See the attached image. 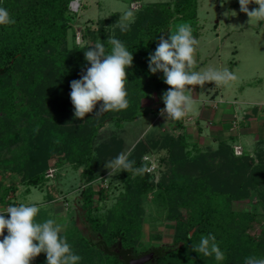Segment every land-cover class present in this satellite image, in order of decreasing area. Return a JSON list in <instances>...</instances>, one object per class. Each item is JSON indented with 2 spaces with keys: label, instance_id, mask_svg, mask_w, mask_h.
<instances>
[{
  "label": "rangeland",
  "instance_id": "374dc122",
  "mask_svg": "<svg viewBox=\"0 0 264 264\" xmlns=\"http://www.w3.org/2000/svg\"><path fill=\"white\" fill-rule=\"evenodd\" d=\"M77 1L79 8L71 13L70 29L65 43L69 49L84 44L95 45L99 40L97 28L101 19L110 18L113 13L120 12L122 13L121 23L127 24L132 15L126 16V13L129 11L133 13L130 7L133 11L141 7L136 6V2L129 6L131 0ZM148 1L159 2L161 0ZM222 2L225 3L223 7H221V0H197L196 17L194 19H174L170 28L174 30L178 24L186 23L190 25L195 37L201 32L203 38H199V45L205 41L209 42L205 48L209 51L213 50V55L203 64L201 63L204 59L199 58L198 61L201 63L196 66L195 70L227 68L237 76V80L230 86L217 87L214 82L205 83L203 88L197 86V92L201 96H205V91L210 89L213 94L217 95L216 100L221 95L224 102L230 103L232 114L240 118L239 124L247 115L255 114L264 118L262 108L259 105L254 106L257 103H264V20L253 19L248 23V16L240 12L239 0H222ZM256 7L258 5L250 4L249 10ZM226 11H235L237 15L225 17L223 13ZM196 22H198L197 25ZM107 32L111 34L112 28L107 27ZM215 33H219L218 39L214 38ZM200 49L203 50L202 47ZM83 57L84 55L78 57L79 65L72 76H62L60 80L57 78L58 73L54 71L56 66L51 61L46 62L40 71L41 78L34 87L36 96H44L41 101L44 109L51 107L48 105L51 103V105L55 104L61 113L67 114L66 119L70 121H64L66 124L73 123V119H76L70 99V84L71 81L80 79L86 73L83 67ZM80 58H82L81 61ZM161 90L165 92L167 87L163 86ZM139 105L141 110L150 111L137 116L132 121L106 122L100 128L95 141V147H97L94 150L95 178L91 184L95 192L104 189V195L103 198H99L98 193L93 195L96 207L93 214L104 227L114 219L116 215L114 211H119L120 208H132L137 203L135 199L128 201L126 197V181L134 174L120 172V170L111 173V170L105 167L107 162L120 153L127 154L129 160L138 155L142 160L144 156L152 159L157 164L153 175L155 184L167 181L173 172L182 182L187 179L200 178L203 174L216 173L222 179L239 183L241 180L250 179V176L259 175V172L253 169H257L259 164H264V152L262 154L251 153L255 160L254 163L257 164L251 163L249 159L233 162L232 159L235 157L227 147L219 149L218 144L203 142H197L196 146L193 145L196 129H188L187 132L191 135H186L189 143L186 147L179 145L172 148V154L182 157V161L178 163L179 166H172L169 149L163 146L164 138L166 135L177 138L185 132L184 129L175 126L178 124L176 120H167L166 114L163 116L160 114L164 103L159 90L152 91L140 101ZM30 109H32L31 104L27 107V110ZM255 110L258 112L255 113ZM20 112V109L14 111L12 117L4 111L0 113V118L3 119L0 125V193L7 189L9 197L6 204L0 202V212H4L11 203L36 204L40 207V212L35 218L36 222L42 223L52 218L62 225L60 236L66 237L72 251L82 258L78 264H113L115 259L108 257L109 255L104 256L98 248L85 249L77 244L78 237H75L77 231L71 222L77 218L76 204L80 202V191L87 185L80 179L82 167H77L67 160L64 152H54L46 160L47 166L42 173V179L34 186L28 185L22 178L28 170L30 160L25 161V166L19 171H14L15 159L29 158L28 156L33 152L38 137L36 132H39L36 128L37 121L40 117H46L45 114L35 117V110L31 111L32 116ZM194 115L195 112L189 114L188 117H194ZM188 123L193 124L190 120ZM4 126L8 129L6 130ZM239 140L249 145V140H244L242 136ZM227 144L232 148L231 141ZM132 154L136 155L131 157ZM49 169L52 170V176L49 175ZM261 170L264 171V168ZM251 181L249 187L251 195L244 199L233 200L231 209L240 213L253 210L256 212V221L251 224L247 232L257 239L264 231V203H262L264 200H261V195L264 194V179L255 177ZM138 203L140 204L137 213L141 222L136 224V229L132 231L136 239L134 253L144 254L154 249L161 253L167 252L163 247L172 244L175 235V221L167 217L168 203L158 194L157 186L144 194ZM179 209L181 214L186 216L188 208L181 206ZM119 261L121 263V260ZM31 264H46V253L35 257Z\"/></svg>",
  "mask_w": 264,
  "mask_h": 264
},
{
  "label": "trees",
  "instance_id": "16d2710c",
  "mask_svg": "<svg viewBox=\"0 0 264 264\" xmlns=\"http://www.w3.org/2000/svg\"><path fill=\"white\" fill-rule=\"evenodd\" d=\"M70 1H0V7L6 8L16 21L12 25H0V113L4 111L12 117L14 111L20 109V113L31 116V111L35 110V117L46 115L40 117L37 127L35 126L39 132L35 131L38 137L33 152L29 158L15 159L14 171H19L25 166V161L30 160L28 170L22 178L28 185L34 186L42 179V173L47 166L46 160L54 152H64L67 160L77 167H82L80 179L87 185L80 191V202L76 204L77 218L71 222L77 231V244L85 249L98 248L104 256L109 255L108 257L115 259L113 264H127L130 258L138 255L134 253L136 239L132 233L136 224L141 222L137 213L140 204L138 202L156 186L158 194L169 205L167 217L175 221V235L174 242L163 247L167 252L161 253L154 249L155 261L150 264H244L245 258L249 256L264 258V231L257 239L247 232L256 221V212L253 210L240 213L231 209L233 200L251 195L249 187L252 178L264 179V171L261 170L264 167H260L264 164H259L257 169H253L259 172V175L250 176V179L243 178L245 180L239 183L222 179L216 173L203 174L200 178L182 182L173 172L167 181L155 184L153 174L146 172L147 163L138 155L131 159L135 161L134 167L143 166L145 171L126 181L127 200L135 199L137 203L132 208L114 211L116 215L106 227L94 216L93 210L96 207L93 195L98 193L99 198L104 195V189L95 192L91 184L95 178L94 150L97 148L95 141L99 130L108 121H132L137 116L146 114L150 110H141L140 101L154 90H159L162 97L163 86L169 89L163 81L162 72L150 73L148 58L154 53L160 37L170 28L172 20L196 17L197 0H161L145 3L133 11L126 32H121L117 26L118 22L121 23L119 13L115 12L110 18L101 19L97 31L99 41L105 45L106 50L111 49V45L107 43L110 35L107 27H110L111 34L122 41L134 56L132 66L126 69L129 107L126 110L97 115L95 112L102 103L98 102L94 112L86 115L83 120L73 119V123L66 124L64 121H70L66 119L67 114L61 113L54 103L48 104L51 107L44 109L41 105L44 96H36L34 87L41 78L40 71L46 62L51 61L56 66L54 71L58 73V80L62 76L70 77L79 65L78 57L94 46L84 44L80 47L73 46L71 49L65 46L72 13L69 10ZM83 67L85 70L90 67L85 57ZM30 104L32 109L27 110ZM2 123L3 119L0 118V125ZM177 123L175 126L183 129L181 120ZM187 143L185 132L177 138L165 136L163 146L169 149L172 166L177 167L182 161L181 156L171 153L172 148L179 145L186 147ZM192 144L196 146L197 142ZM218 145L219 149H229L235 157L233 162L244 159L255 162L247 151L241 156H235L226 142L220 141ZM134 155L136 154L131 157ZM261 196V200H264V194ZM8 198V190H2L0 202L6 204ZM181 206L188 208L186 216L181 214ZM209 234L215 236L216 243L224 254L222 260H216L214 255L204 256L193 251L192 246L198 244L202 236Z\"/></svg>",
  "mask_w": 264,
  "mask_h": 264
},
{
  "label": "clouds",
  "instance_id": "9594fccd",
  "mask_svg": "<svg viewBox=\"0 0 264 264\" xmlns=\"http://www.w3.org/2000/svg\"><path fill=\"white\" fill-rule=\"evenodd\" d=\"M258 7L249 10L250 4ZM225 3L221 0V7ZM240 12L245 13L250 23L253 19L264 20V0H239ZM129 11L126 16H131ZM225 17L236 16L235 11H226ZM9 11L0 7V25L15 24ZM121 32H126L129 25L117 23ZM170 35H163L154 51L149 55V71L152 74L163 73V81L169 89L163 93L164 108L160 110L167 120H182L196 111L197 99L193 98V89L188 86H200L214 82L215 86H230L237 80L234 72L227 68H208L195 70L197 61L195 52L199 40L193 35L190 25L178 24ZM107 43L110 51L99 40L93 47L84 51L85 60L90 64L86 73L78 80L71 81L70 99L74 107V117L83 120L99 105L95 113L100 115L109 111L126 110L129 107L126 89V69L133 64V53L128 51L125 44L110 34ZM135 161L129 160L125 153L118 154L107 162L105 167L115 172H132L134 175L145 171L143 166L134 167ZM40 212L36 204L18 203L9 205L0 212V264H31V261L41 253H46V264H78L82 259L75 254L66 237H61L62 225L54 219L36 222ZM7 217V218H6ZM5 229L7 235H5ZM191 239V236H189ZM38 242V243H34ZM193 251L204 256H213L216 260L224 258L223 252L216 243L214 235L202 236ZM244 264H264V258L249 256Z\"/></svg>",
  "mask_w": 264,
  "mask_h": 264
},
{
  "label": "crops",
  "instance_id": "0c3cea01",
  "mask_svg": "<svg viewBox=\"0 0 264 264\" xmlns=\"http://www.w3.org/2000/svg\"><path fill=\"white\" fill-rule=\"evenodd\" d=\"M133 2H138L139 6H142L145 3H151V1L148 0H131L129 3V6L132 5ZM131 11L133 12L132 8L130 7ZM119 13V21L121 22L122 13ZM133 16V13H132ZM131 16V20H132ZM130 20V21H131ZM129 21V22H130ZM198 21V20H197ZM175 22V21H174ZM198 22H196V25ZM202 28V27H201ZM172 29L169 28L163 36L167 38L168 32ZM198 40L199 38H203L200 32V35L196 37ZM214 38H219V33H215ZM213 40V39H211ZM209 42H203L202 44L198 45L197 50L195 52V58L197 61V65H199L198 59H204L201 64L204 62L206 63L209 58L213 55L212 51L207 50L205 48V45L207 46ZM200 47L203 48L201 51ZM206 49V50H205ZM201 51V53H200ZM204 51V52H203ZM218 51V48L216 49V52ZM215 53V52H214ZM189 88L193 89V98L197 99V108L195 111L194 117L192 116H186L181 120L183 129L185 131V134L191 135L188 133V129H196L194 132L196 135H192L195 137V142H203V143H209V144H219L220 141H224L226 143H230V141L233 143L235 141H239L244 151L249 152L250 154L252 152H258L259 154L264 152V118H261L258 115H247L244 116L243 122L239 124V127L237 130H231V122L233 120L234 114H232L230 110V103L227 101H223L222 96L220 95L218 100H216L215 96L216 94H213L211 89L208 91L206 90L204 95L201 96L197 92V86H188ZM252 105V103H250ZM264 104V103H257L255 105ZM255 108V107H254ZM257 109V107L255 108ZM258 111L255 110V113ZM194 118V119H193ZM192 121L193 124L188 123V121ZM243 137L244 140H249V145L241 142L239 140L240 137ZM197 138V140H196Z\"/></svg>",
  "mask_w": 264,
  "mask_h": 264
},
{
  "label": "built area",
  "instance_id": "2783aa9c",
  "mask_svg": "<svg viewBox=\"0 0 264 264\" xmlns=\"http://www.w3.org/2000/svg\"><path fill=\"white\" fill-rule=\"evenodd\" d=\"M136 6H139L138 2H136ZM78 8H79V3L77 0L70 1L69 10L71 12H73V11L76 12L78 10ZM260 108H262V114H264V104H260ZM239 119L240 118H238L236 116V114H234V117H233V120H232V123L230 126L231 130H237L238 129ZM232 150H233V153L235 156H241L245 152L242 144L239 141H235L232 143ZM143 161L147 163L146 172L154 175V172L156 171V168H157V164L154 163V161L152 159H149L147 156H144ZM51 172H52V170L49 169V173H50L49 175L50 176H52Z\"/></svg>",
  "mask_w": 264,
  "mask_h": 264
},
{
  "label": "water",
  "instance_id": "95a60500",
  "mask_svg": "<svg viewBox=\"0 0 264 264\" xmlns=\"http://www.w3.org/2000/svg\"><path fill=\"white\" fill-rule=\"evenodd\" d=\"M155 259L154 251H149L137 257H132L128 260L127 264H147Z\"/></svg>",
  "mask_w": 264,
  "mask_h": 264
},
{
  "label": "flooded vegetation",
  "instance_id": "af4514ba",
  "mask_svg": "<svg viewBox=\"0 0 264 264\" xmlns=\"http://www.w3.org/2000/svg\"><path fill=\"white\" fill-rule=\"evenodd\" d=\"M148 252H149V251H148ZM154 253H155V251H154ZM140 255H142V254H138V255H136L135 257L140 256Z\"/></svg>",
  "mask_w": 264,
  "mask_h": 264
}]
</instances>
